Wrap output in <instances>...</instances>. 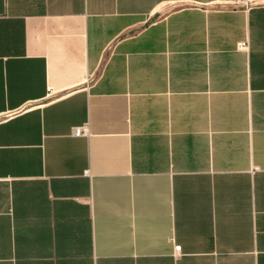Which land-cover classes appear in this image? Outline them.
<instances>
[{
	"label": "crops",
	"instance_id": "obj_1",
	"mask_svg": "<svg viewBox=\"0 0 264 264\" xmlns=\"http://www.w3.org/2000/svg\"><path fill=\"white\" fill-rule=\"evenodd\" d=\"M0 264H264V0H0Z\"/></svg>",
	"mask_w": 264,
	"mask_h": 264
},
{
	"label": "built area",
	"instance_id": "obj_2",
	"mask_svg": "<svg viewBox=\"0 0 264 264\" xmlns=\"http://www.w3.org/2000/svg\"><path fill=\"white\" fill-rule=\"evenodd\" d=\"M239 47L241 48V49H244L245 47H247L246 46V43H244V42H241L240 44H239ZM87 129V128H86ZM86 129H84V128H82V127H75L74 129H73V131H74V135L76 134V135H83L84 133H85V130ZM181 250V245H175V251H180Z\"/></svg>",
	"mask_w": 264,
	"mask_h": 264
}]
</instances>
